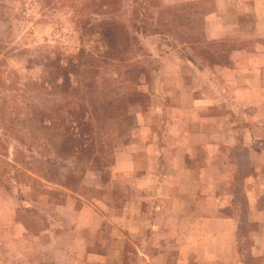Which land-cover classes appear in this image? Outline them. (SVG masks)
<instances>
[{"label":"rangeland","instance_id":"374dc122","mask_svg":"<svg viewBox=\"0 0 264 264\" xmlns=\"http://www.w3.org/2000/svg\"><path fill=\"white\" fill-rule=\"evenodd\" d=\"M58 1L0 0V264H198L214 215L237 223L238 264H261L248 194L264 183V0H121L136 53L83 77L119 79L98 115L59 86L52 48L99 44L73 40ZM81 103L107 135L83 177L50 112Z\"/></svg>","mask_w":264,"mask_h":264},{"label":"trees","instance_id":"16d2710c","mask_svg":"<svg viewBox=\"0 0 264 264\" xmlns=\"http://www.w3.org/2000/svg\"><path fill=\"white\" fill-rule=\"evenodd\" d=\"M138 0H136L137 2ZM59 8L65 7L73 9L71 17L75 23L76 32L78 36H72L73 40L77 38L80 43L88 41L89 39L95 40L99 45H82L78 51V47L72 45L71 48L58 45L53 47V54L51 60L55 72L61 76V83L59 86L63 89L64 93L72 88L77 89L84 98L89 100V106L94 114H99L101 105L106 103L103 108H107V104H112L113 101H121L122 96H116L113 99L111 83L118 81L114 77H104L101 82L104 88H100L101 83L97 84L95 81H85L84 76L93 68L99 61L107 60L106 55H115L113 50H118L120 46L123 47L125 55L117 57L116 61H106V64H111L117 69L122 63L129 59V56L136 53V47L128 43L129 39L135 37L130 36V33L124 28V17L119 14V7L121 0H60ZM50 7H54L49 3ZM141 3L132 5V11L139 8ZM138 21L144 22L145 19L140 16L136 17ZM72 40V38H71ZM137 45V43L135 42ZM63 50L64 53L61 51ZM116 74L118 75L117 71ZM73 78L75 80L73 84ZM69 93H72L70 92ZM111 93V96L109 95ZM111 101V103H109ZM70 101H67L69 103ZM70 107V108H69ZM84 103L80 107L68 106L67 109L59 111L61 116H56L54 108L51 118L58 117L57 119L63 122L65 128V143L67 151H71V155L76 158L80 177H83L85 171L91 160L98 154L97 151L102 153L107 152L106 141L107 135L101 130H97L94 125L92 114ZM74 109H78L76 111ZM65 113V116L63 115ZM68 178L73 179V175H67ZM65 186V185H63Z\"/></svg>","mask_w":264,"mask_h":264},{"label":"crops","instance_id":"0c3cea01","mask_svg":"<svg viewBox=\"0 0 264 264\" xmlns=\"http://www.w3.org/2000/svg\"><path fill=\"white\" fill-rule=\"evenodd\" d=\"M261 176V175H260ZM258 177V179L260 178ZM258 179H253L255 182ZM264 180V179H263ZM264 200V183L256 187L251 185V191L248 194V201L250 203V213L252 221L263 223L264 225V209L258 206V200ZM201 232L208 238L207 245H201L199 248L202 249V256L196 258L198 264H210L209 260L213 262H219L222 264H238V250H237V223L236 221L229 217L224 216H206L202 220ZM256 237L258 242L255 241L251 247L253 256H262L264 254V247L261 245V241L264 244V226L261 230L257 231ZM217 245L218 255H210L208 253V248H214ZM208 253V254H207ZM261 264H264V258H261ZM180 263V260L178 261ZM197 264V263H196Z\"/></svg>","mask_w":264,"mask_h":264}]
</instances>
